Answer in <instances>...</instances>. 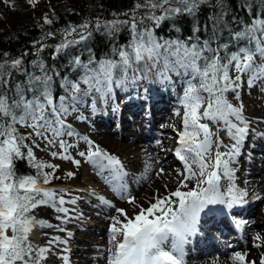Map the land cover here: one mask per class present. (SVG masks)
<instances>
[{
  "label": "snow or ice",
  "instance_id": "1",
  "mask_svg": "<svg viewBox=\"0 0 264 264\" xmlns=\"http://www.w3.org/2000/svg\"><path fill=\"white\" fill-rule=\"evenodd\" d=\"M28 2L34 5L36 0ZM260 5H264V0H260ZM202 6L219 8L204 25L195 23ZM253 6L245 0L244 7L250 13ZM119 15L127 18L97 19L94 24L86 21L78 27L70 25L63 29V38L55 46L57 54L89 39L93 29L111 36L126 27L131 39L127 46L114 49L118 59L95 62L90 57L88 63H83L75 57L71 63L82 69L83 75L75 82L63 78L62 95L56 96L53 92V75L59 73H53L43 60H33L35 70L29 71L21 58L8 59L7 53L0 58V264H45L49 254L69 264L67 239L51 236L44 246L30 239L36 226L66 232L60 225L30 215L35 209L51 207L62 214L56 219L66 224L73 217L64 205L76 204V199H65L68 193L45 187L55 177L57 165L38 160L34 148H40L41 142L45 148H58L59 151H50L53 159L71 160L79 167L81 161L69 154V149L76 145L65 139L78 135L67 118L85 102L84 97H92L91 108L95 113L97 98L105 104L109 99L114 100V86L123 88L128 82L135 83L150 75L161 84H170L173 75L184 81L179 109L175 112L181 117L182 126L179 129L172 126L178 137L174 155L182 162L184 171L175 190L155 195L154 202L144 208L133 196L123 195L128 191L124 183L128 173L121 160L87 137L80 138L87 149L78 155L99 174L107 173L105 183L134 209H139L130 216L126 209L97 196L100 204L114 208L115 212L108 228L106 264H185V245L197 232L201 213L211 205L231 209L245 203L248 193L237 188L232 165L241 154L249 133V121L244 116L243 103L234 105L228 96L232 94L239 101L240 89L245 83L250 89L259 85L264 91V18L254 16L240 30L229 33L230 42L237 45L231 50L228 42H220L227 15L223 0H135L130 11ZM180 16L194 18L189 40L160 42L154 29L165 20ZM146 22H150L151 27ZM44 23L52 21L45 16ZM202 30L207 33L204 39L196 35ZM46 35L54 37L52 32ZM44 47L37 49V56ZM18 73L24 76L21 82L15 81ZM112 110L118 111V106L114 104ZM76 118L84 119L83 116ZM17 126L31 131L22 134ZM221 134L231 143L225 144ZM21 160L34 168L36 174H18L16 163ZM151 168L152 165L146 163L145 171ZM163 172L161 168L159 174ZM67 175L72 177L74 173ZM192 181L195 184L189 187ZM71 235L67 232L68 237ZM254 240L260 241L261 236L257 234ZM59 245L65 247L54 251ZM230 259L233 264H256L247 262L246 253L238 251L232 253ZM212 264H218V258ZM259 264H264V259Z\"/></svg>",
  "mask_w": 264,
  "mask_h": 264
},
{
  "label": "bare ground",
  "instance_id": "2",
  "mask_svg": "<svg viewBox=\"0 0 264 264\" xmlns=\"http://www.w3.org/2000/svg\"><path fill=\"white\" fill-rule=\"evenodd\" d=\"M153 82L155 85H151L148 88V90L152 94V97H150L149 99H153L152 103L150 104L151 107L147 111V114H144L143 112L141 113V111H139L138 117L144 118L147 115L149 117L155 118L156 113L160 115L159 117L160 119H162L161 131H157L155 130V128L153 130V134L157 132V135L155 137L156 140H152L149 135L144 136L142 131L138 130L139 135H142L139 136L137 134V137H134L132 143H126L125 139L129 140V137L127 135L122 134L123 128L121 127L123 126L117 127L116 125L117 128H115L114 120L112 118L115 114V116H118L117 121H120V115L122 116V113L124 112H114L112 110V107L109 106V104L105 106V103H103L99 99H97L96 103L97 105H99V108L96 109V117L98 122H100L99 118L102 119V122L100 123L102 125H105L106 128L102 131H91L94 132V134L91 136L93 143L106 150L111 155L118 157L124 164L125 171L128 173L127 177L128 179L132 180L131 186L129 185V192L127 193V195L133 196L135 200L139 202V205H142L144 208H147L150 202H154L152 198L155 195L162 196L166 195L170 191L175 190L179 185V181L182 179L180 173L184 171L183 168H181L180 171H175L176 168H171L172 162H175L177 165L179 164V160H177L174 155V149L177 145L175 140L176 135L172 129L173 125H175V127L178 129L182 126L179 117L176 116L174 113V111H176L175 109L177 107L179 108V100L176 104L173 105L175 107L174 109H172L169 105H167V103H169L168 101H170L169 99L165 100L162 99V97L160 99H157L161 96L162 86L160 85L161 83L156 80ZM169 88L171 87H167V90H169ZM91 99L92 97H87L86 102L90 103ZM139 99L141 102L142 97L140 96ZM256 99L258 100L257 103ZM131 100H129L128 104L131 103L135 106L137 103H134ZM162 100H164V102H162ZM260 100L261 98L258 99V96H255L250 100L254 105L255 111L259 113L257 114L255 111H253L254 115L258 117L256 119H251V117L250 119H248V121L253 123L254 126V128L249 126V130L254 129L259 130L257 132H264V100ZM253 112L251 113L252 115ZM125 122L129 125H132L130 120ZM125 122H123L124 125H126ZM255 133V131H249L245 142L241 147V150L243 149V147H248L252 150L254 149L262 151L263 146H261V144L264 145V137H262L261 134H257L258 137H255ZM251 134H254V136L251 137ZM117 136H119V138ZM116 138H118L119 140H116ZM248 138H252V141H250ZM155 141H159V143ZM230 143L231 141H228L227 144ZM160 153H165V157H161L162 154ZM149 157H151V159H149ZM240 160L242 161L239 162ZM146 163H150L152 165L151 170L148 172L145 171ZM244 164H247L250 167L249 170H245ZM257 164L258 163L254 161V158L246 159L242 157L241 154L237 157V162L233 164L232 167L235 169V184L237 188L242 191H247L248 193V196L245 198V203L243 205H237L233 206L231 209H227V211L224 212L221 217H219V219L211 220L210 222H204L205 212L207 211V209H205V211L201 213L198 225V231L200 235L192 236L193 243L197 248L195 250H191L188 255H185V264H212V261L216 260L217 258L218 264H233L230 259V256L232 255V253L237 251L241 253H246L247 262L255 261L256 264H259L261 259H264V176H253L254 172L264 173V160L262 161L261 165L260 163L258 165ZM161 168L164 169L163 174H159V170ZM250 169L255 171H252ZM83 170L84 169L78 168V170H75L73 173H81V171L82 173H84L86 170ZM131 174H133L132 177ZM94 178L91 177V179L96 181L95 184L99 189L98 192L104 191L105 195L110 193L108 192L107 187L104 186V183H102L103 181H101V174L98 173L97 176H95ZM189 185H193V181L192 184H190L189 182ZM141 186H143V189L140 190ZM82 188L83 187H78L79 190H81ZM86 190L91 191L92 189L89 188ZM66 196V200L75 199L69 194ZM257 196H259L260 199H257ZM246 200L250 201L252 204L248 205ZM110 203L115 207L125 208L130 216L134 215V212L139 210L138 208L130 210L133 206L128 205L127 207V203L123 199H118L115 202L111 201ZM76 205L82 206L80 201L78 203L76 201L74 207ZM218 205L219 204L214 206L217 207ZM64 207L70 210L69 215L73 217V219H71L66 224H61L60 221L56 219L58 215L62 214L56 213L51 207L41 206L35 209L32 213H30V215H33L37 220H43L53 225H60L61 227H64L66 229V232H59V234H57L58 231H56L54 228H41L39 226H36V228L39 229L40 232H32V234L34 233V236H30L32 242L36 245L44 246L51 236H59L61 239L68 240L67 245L68 247L70 246L68 248L70 251L67 253V255L69 256V264H77L78 262H80L81 260L79 259L82 258L80 257L81 254H87L84 257L87 262L93 261L96 263L97 261L102 260L104 264H106L104 256L107 254L105 250L108 247L109 240L107 228L110 224V217L115 214L114 208L109 207L108 209L113 214L107 213L102 215L103 223L108 224V227L102 229L97 228L100 229L102 232L104 231V233L106 234L105 237H102L104 238L103 242L98 246H92L94 247V249L99 248V250L102 252H100L97 257L89 258V253L87 252V250H81L79 249V246H72L75 244V242L78 243V238L75 235L71 237H68L66 235L67 232L70 230V224L75 223L74 220L76 217L74 216V214H78L81 217H85V209L79 207L80 209H77L78 212L74 213L71 212L72 208L70 209L67 204H65ZM82 207H84V205ZM229 214L246 215L247 223H241L238 221L239 224H233V221L231 222V219L229 218ZM209 216L211 217V214H209ZM237 227L243 228L240 231V234H238L235 229ZM85 233L91 232L87 231ZM257 234L261 236L260 241L254 240V237ZM224 235H227V239L231 241V248H236V251H231L229 249L224 248L223 244L220 242L221 237ZM83 236V238H87L90 241L95 240L94 235L83 234ZM256 243H259L261 246L259 248L255 247L254 245ZM59 249H63V245H59L58 248L54 251H59ZM49 257H55L52 259V264H63L62 260L58 259L54 254H49Z\"/></svg>",
  "mask_w": 264,
  "mask_h": 264
},
{
  "label": "trees",
  "instance_id": "3",
  "mask_svg": "<svg viewBox=\"0 0 264 264\" xmlns=\"http://www.w3.org/2000/svg\"><path fill=\"white\" fill-rule=\"evenodd\" d=\"M134 3L135 0H47V5L55 13L56 19L51 24L41 26H37L34 22L38 8L36 6L29 7L24 12L11 16L10 19L0 20V58L3 57L4 53L8 54V59L21 58L24 68L29 71L35 70L31 64L33 60H43L46 67L51 69L53 73H59L58 76L53 75V92L56 96L62 95L64 92L60 84L63 82V78L70 80L78 77L80 68L74 67L71 63L75 57L78 56L83 63H88L90 57L95 62L116 59L117 55L114 49L127 46L131 39L130 32L126 27H121L118 32L111 36L103 30L95 31L93 29L89 39L57 54L55 46L63 38L61 35L63 29L70 25L78 27L86 21H91L94 24L97 19L101 21L126 19L127 17L119 14L130 11ZM247 3L254 5L251 13L244 7L245 0H223L227 15L224 17L226 27L220 33V42H228L231 50H235L237 45L235 42H230L229 33L240 30L254 16L264 18L260 15L264 13V5H260V0H247ZM213 12H219V8L202 6L195 23L200 25L208 23V17ZM113 13L118 15L113 16ZM1 22H4V28H2ZM146 23L151 27L150 22ZM193 27L194 18L180 16L175 20L162 22L160 27L154 29V34L156 38L166 36L181 41L189 40V37L192 36ZM49 32L54 33V37L47 36L46 34ZM196 35H199L201 39L207 37V33L203 30ZM41 46L45 47L37 56L36 51ZM23 79L22 74L15 75L16 82H21ZM16 171L21 175L36 174V170L23 160L16 163ZM45 171L51 170L45 169ZM55 177L49 185L63 182L57 171Z\"/></svg>",
  "mask_w": 264,
  "mask_h": 264
},
{
  "label": "rangeland",
  "instance_id": "4",
  "mask_svg": "<svg viewBox=\"0 0 264 264\" xmlns=\"http://www.w3.org/2000/svg\"><path fill=\"white\" fill-rule=\"evenodd\" d=\"M35 6L38 8V11L36 12L37 16H35V18H34V22L37 24V26L46 25L44 23L45 16H47V18L50 19L51 21L56 19L55 13L47 5V0H36V3L34 5L29 4L28 0H8L7 4L5 3V0H0V20L3 21L4 19H10L11 16L18 15L19 13L24 12L27 8L35 7ZM1 23H2V28H4L5 27L4 22H1ZM157 39L160 42L177 40L174 37L172 38V37H166V36H161ZM182 41H188V40H182ZM116 59H118V57ZM81 75H83V70L79 69V74H78L77 79H70V80H72L74 82L78 81ZM129 76H131V72L129 73ZM155 80H156V78L153 76V81H155ZM142 81L143 80L140 79V80L135 81V83H133V84H131V82H128L125 84V86L123 88H117L114 86V102L115 103L114 102L112 103L110 101L111 99H109L107 104H109V106H111L112 109H113V105L115 104L118 106L117 112H121V111L124 112V113H122V116L120 115V119H121L120 121H117L118 120L117 115L115 116V114H114V116L112 117L114 120V125H115L114 127L115 128L118 127V126L116 127V125H118V124H119V126L124 125L123 122L130 120L131 117L135 118V116H132V115L138 116L139 111H141V113L143 112L144 114H147V111L151 107L150 104L152 103L153 99L145 98L144 93L141 92L139 84ZM179 81H181V82H179ZM175 82H176V87H174V88H176V90L172 89V87H171V83L174 84ZM183 82H184L183 79L178 78V77L173 75L172 82L170 84H166V86L164 84H160L162 86V90H161L162 92H161L160 98L162 97V93L167 92L166 97L165 98L162 97V99H165V100L169 99L170 101H168L169 103H167V105H169L172 109H174L175 106H173V105L177 103V101L179 100V97L183 93V87H184ZM81 87L86 88V86L83 84H81ZM167 87H171V88H169V90L173 91L172 97H170V92L167 90ZM136 88H137V91H140L143 96H141L140 93L136 91ZM122 89H124V92H122ZM140 96L142 97L141 102L139 99ZM255 96H258V99L261 98V100L263 101L264 100V91H261V88L259 85L250 89V88H248L247 84L245 83L242 85V87L240 89V100L239 101H237L232 94H229L228 99L234 105H239L241 102L243 103L244 116L248 120V119H250V117H251V119L252 118L256 119L258 117V116L254 115L253 111H255V108H254V105L252 104V102L250 101ZM89 97H91V96H89ZM86 98L87 97H84L85 102L78 106V110L76 112H73L67 118V122L72 126V128L74 129V131L78 135L71 137V138L65 137V139L68 141V143L76 145V147L69 149V154L73 157V159L81 161L79 167L74 165L71 162V160L53 159L50 155V151H59V149L58 148H52V149L45 148L44 144L42 142L40 144V148H34V153H35V156L37 157L38 160L57 165L56 171H57V173L60 174V178L63 180V182H62L63 184H61V185L60 184H53V185H46L45 187L51 188V189L56 190L58 192H66L71 197L75 198L77 203L80 201L81 205L82 206L84 205V207H82L80 205H76L74 207L73 204H67V206L70 207V209L72 208L71 212H74V213L78 212L77 209L79 207L85 209L84 210L85 211L84 212L85 217H81L78 214H76V215L74 214V216L76 217L74 220L75 223L70 224V230L68 232L72 233L71 236L75 235L78 238V243L75 242V244L72 246H79V249L87 250V252L89 253L88 257L93 258V257H97L98 254L102 251H100L99 248L94 249V247H92V246L100 245L104 239L102 237L106 236L104 231L102 232L100 229H97V228L102 229V228L108 227V224L103 223L102 215L107 214V213H111L108 210L109 209L108 206L100 204V201L97 199V196H103L105 199H107L110 202L111 201L115 202L117 199L121 200V196H118L117 193L114 192L111 187L106 185L104 180L102 183H104V186L107 187L108 192H110V193L105 195L104 191L98 192L99 189H98L97 185L95 184L96 181L91 179V177L94 178L95 176H97L98 171H96V169L89 162H87L84 158H82L78 155V152L86 151V149H87V145L84 142V140L80 139L81 137H87L88 139L92 140L91 136L94 134V132H91V131L97 132V131H102L103 129L106 128L105 125H102L100 123V122H102V119L99 118L100 122L97 121L96 114L93 113L92 108H91V100H90V103H88V102H86ZM131 99H134V100H131ZM129 100H131L132 102L137 103V104L135 106L131 103L128 104ZM117 101H118V103H117ZM122 101L124 102L123 106L120 105V102H122ZM162 102H164V100H162ZM257 102H258V100L256 99V103ZM107 104H105V106H107ZM97 108H99V105L96 104V109ZM178 109L179 108L177 107L175 110L177 111ZM176 111H174V113ZM252 112H253V115L251 114ZM256 113L258 114L259 112H256ZM78 116H83L84 119L83 120L77 119L76 117H78ZM159 116L160 115L158 113H156L155 118L150 117L151 121L156 122L158 120V122L155 123V130H157V131H161V125H162V123H161L162 119H160ZM179 119H180V123H181V117H179ZM125 124L126 125H125V127H123V133L122 134L127 135L129 137V140L125 139L126 143H132V140L134 139V137H137L136 136L137 134L139 135V131L136 130V128H139L140 124L137 123L139 125H135V124L129 125L126 122H125ZM249 126L254 128L253 123H251V122H249ZM18 129L22 134H25V135L29 131H31L30 129H25L23 127H18ZM139 130L142 131L144 136L145 135L150 136V133H149V131H147L146 128H140ZM153 130H154V128L151 129L152 135H153ZM249 131L253 132V130H249ZM261 133L264 134V132H262V131H261ZM255 134H256L255 137H258L257 133H255ZM140 135H142V134H140ZM156 135H157V132H155L154 136L152 138L151 137L150 138L152 140H156L155 139ZM175 135H176V133H175ZM253 136H254V134H251V137H253ZM117 137L119 138V136H117ZM118 138H116V140H119ZM177 138L178 137L175 136V140H177ZM221 139H223L225 144H227L228 141H230L228 139V137L224 134H221ZM249 140L252 141V138H250ZM123 141H124V139H123ZM137 142H141V141H137ZM155 142H157V141H155ZM261 146H263L262 151L252 150V149H249L248 147H243V149L241 150V156L244 158H246V157L254 158V161H256L258 164L260 163V165H261L262 161L264 160V154H263L264 153L263 152L264 151V145L261 144ZM222 149H221V151L224 150V149L223 150ZM250 153L253 155L252 157L250 156ZM160 154H162L161 157H165V155H164L165 153H160ZM254 155H256L258 158L254 157ZM242 160H240L239 162H241ZM244 165H245V170L246 171L249 170L250 167L247 164H244ZM86 166H87V168H86ZM83 167H85V168H83ZM78 168L84 169L83 171H85V170L86 171L84 173H82V171H81V173L76 172L72 177H69L67 175V173H69V172L73 173L75 170H78ZM171 168L172 169L176 168L175 171L181 170V167L177 166L175 164H171ZM250 170H252V169H250ZM252 171H255V170H252ZM86 172H87V174H86ZM104 176H105V174L103 175V177L101 175V178L104 179ZM127 176H126V178H124V183H126L127 188H129V185L131 186L132 180L128 179ZM132 176H133V174H131V177ZM253 176H256V177L264 176V173L254 172ZM190 184H192V182H190ZM194 184H195V181H193V185H189V187L194 186ZM78 187H83V188L81 190H79ZM86 187H88V188H86ZM89 188L92 189L91 190L92 192L86 190ZM141 189H143V186L140 187V190ZM125 194L126 193H124L123 195H125ZM116 195L118 196V198L116 197ZM66 197H68V196H66ZM123 200L126 201V199H123ZM136 202H138V201H136ZM137 204H139V202ZM128 205H130V204L127 203L126 206L128 207ZM121 208H123V207H121ZM123 209H125V208H123ZM132 209H134V208L132 207L130 210H132ZM111 214H113V213H111ZM87 223L92 224V225H88ZM108 228H107V230H108ZM33 231H34V233L40 232V230L37 229L36 227L33 229ZM87 231H89L91 233H85ZM33 234H31V237L34 236ZM57 234H59V232H57ZM83 234L94 235L95 240L90 241L87 238H83L84 237ZM64 247H65V245H63V248ZM66 247L69 248L70 246L68 247V245H66ZM85 255H87V254H81L80 255V257H82V258L79 259L81 261L78 262L77 264H104V262L102 260H99L96 263L93 261L87 262L84 258ZM53 258H55V257H49L50 260L48 259L45 262V264H52Z\"/></svg>",
  "mask_w": 264,
  "mask_h": 264
}]
</instances>
